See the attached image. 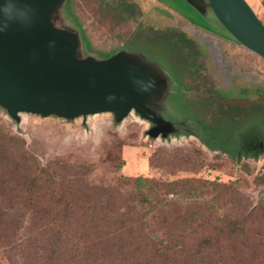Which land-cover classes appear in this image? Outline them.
Returning <instances> with one entry per match:
<instances>
[{"label":"trees","instance_id":"16d2710c","mask_svg":"<svg viewBox=\"0 0 264 264\" xmlns=\"http://www.w3.org/2000/svg\"><path fill=\"white\" fill-rule=\"evenodd\" d=\"M170 1L197 22L188 2ZM76 32L81 48L89 47L83 32ZM132 41L102 56L126 52L158 77L161 90L149 105L157 121L149 122L145 134L163 140L194 136L209 151L236 160L262 157L263 172L254 181L264 186V106L231 107L210 123L196 115L182 118L176 108L181 109L183 95L209 108L204 111L220 109L200 96V68L191 59L194 46L136 40L149 49L148 58L126 47ZM160 46L167 48L171 70L154 60L152 51ZM149 130L158 136L148 135ZM30 161L19 139L0 131V197L7 199V211L0 216V247L17 257L14 264H264V205L254 204L232 184L137 176L96 185L88 179L90 166L57 162L47 174L32 170ZM148 164L153 166L152 158ZM210 194L215 201L206 199ZM222 204L225 213L218 211Z\"/></svg>","mask_w":264,"mask_h":264},{"label":"rangeland","instance_id":"374dc122","mask_svg":"<svg viewBox=\"0 0 264 264\" xmlns=\"http://www.w3.org/2000/svg\"><path fill=\"white\" fill-rule=\"evenodd\" d=\"M164 1L167 2L64 0L54 19L57 27L82 31L90 43L89 47L82 46V56L98 60L104 59L102 55L105 53L121 49L131 39L135 41L126 47L143 51L148 58L152 56L149 49L136 40L192 44L196 54H191V59L196 60L195 65L199 66L201 74L198 77L202 83L200 96L220 109L204 111L206 107L183 95L181 109L176 108L182 118L190 119L196 115L210 123L214 115L216 118L231 107L251 109L258 104L264 106V59L230 41L207 8L204 12L187 8L198 22L192 23L172 8V1ZM256 14L264 24L263 4L257 8ZM152 53L157 59L155 62L163 63L171 70L166 47L160 46ZM171 106L175 109L173 104ZM18 116L17 122L0 106V131L19 139L35 172L50 174L53 164L60 162L66 166H90L88 179L96 185L113 184L119 177L193 178L232 184L254 204L261 202L264 205V186L254 181L263 172L262 157L257 160L232 159L226 154L209 151L194 136L150 139L145 134L149 122L132 109L118 124L110 110L73 118L56 113L44 117L30 112H19ZM163 118L175 120L165 115ZM149 158H152V167L148 164ZM210 195L206 199L215 201V194ZM5 202L7 199L0 197V216L7 211ZM222 206L218 211L225 213L224 204ZM16 261L17 257L9 249L0 247V264H14Z\"/></svg>","mask_w":264,"mask_h":264},{"label":"water","instance_id":"95a60500","mask_svg":"<svg viewBox=\"0 0 264 264\" xmlns=\"http://www.w3.org/2000/svg\"><path fill=\"white\" fill-rule=\"evenodd\" d=\"M63 1L0 0V106L17 122L19 112L73 118L110 110L119 123L131 109L157 121L149 105L161 90L158 77L126 52L82 56L78 33L55 24ZM185 1L197 12L207 8L232 38L264 59V24L246 0Z\"/></svg>","mask_w":264,"mask_h":264},{"label":"crops","instance_id":"0c3cea01","mask_svg":"<svg viewBox=\"0 0 264 264\" xmlns=\"http://www.w3.org/2000/svg\"><path fill=\"white\" fill-rule=\"evenodd\" d=\"M246 1L252 7V9L255 11V13H257L258 7L262 6V4L264 5V0H246ZM260 20H261V18H260Z\"/></svg>","mask_w":264,"mask_h":264}]
</instances>
